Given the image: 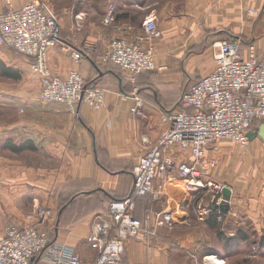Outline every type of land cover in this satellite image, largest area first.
I'll use <instances>...</instances> for the list:
<instances>
[{
	"label": "crops",
	"instance_id": "obj_1",
	"mask_svg": "<svg viewBox=\"0 0 264 264\" xmlns=\"http://www.w3.org/2000/svg\"><path fill=\"white\" fill-rule=\"evenodd\" d=\"M30 1L0 0V16L6 13L9 2L19 9ZM43 1L58 18L62 37L75 35L72 44L78 49L94 47L80 64L59 46L51 48L48 65L52 74L66 78L77 70L88 85L103 88L106 99L99 110L82 103L77 113H72L64 105L43 103L40 94L29 117L0 122V241L8 225L24 222L38 207L50 208V240L91 262L97 252L87 238L97 223L108 219L110 203L132 192V171L148 152L143 138L157 143L166 128L165 114L179 111L184 92L214 70V44L234 36L242 41L243 52L254 46L264 54V0ZM111 9L113 18L108 21ZM80 15L83 28L77 32ZM149 18L155 19L161 32L153 44L156 68L133 84L118 66L103 64L102 57L113 40L135 42ZM31 63L28 57L0 46V108L10 107L12 99L20 102L21 96L24 98L26 85L21 80L27 74L37 78L42 92L41 78L32 71ZM6 70L21 78L4 75ZM12 81L19 83V91H12ZM136 90L145 101L144 118L131 113ZM126 95L130 97L124 100ZM259 130L262 134L264 122ZM27 142L33 150L14 153L6 148L7 144ZM253 147L240 165L242 170L231 163L237 172L233 179L252 176L246 163L256 154L264 156L263 147ZM168 155L176 165L193 161L189 151L178 147L171 148ZM204 164L205 160L200 165L204 172L200 179L231 191L230 197L225 196L232 203L226 236L215 219L197 221L199 202L168 187L170 181L187 185L175 167L165 178L156 180L154 194L137 202L136 217L157 237L128 240L124 264H264V245L234 237L238 230L247 235L252 227L260 238L264 234V180L223 184L213 177L216 165L207 169ZM258 177L264 178V171ZM203 192L202 199L209 203L213 189ZM169 209L176 210L183 222L172 229L156 228V215ZM41 263L48 264L45 258Z\"/></svg>",
	"mask_w": 264,
	"mask_h": 264
},
{
	"label": "built area",
	"instance_id": "obj_2",
	"mask_svg": "<svg viewBox=\"0 0 264 264\" xmlns=\"http://www.w3.org/2000/svg\"><path fill=\"white\" fill-rule=\"evenodd\" d=\"M113 18L110 10L108 21ZM83 16H77L76 28H83ZM58 18L47 8L43 0H31L22 8L8 3L7 11L0 16V46H5L32 60V71L41 78V100L46 104H61L72 113L86 103L99 110L104 106L106 91L88 85L80 72L72 70L66 78L52 74L48 65V52L59 46L69 52L72 60L80 64L90 57L94 47L78 49L72 43L75 35L62 37ZM161 37L155 19L144 24V33L135 42L113 40L102 57L105 65H116L131 83L136 84L141 75L155 70L154 42ZM147 47H144V46ZM216 65L202 80L194 83L181 97L180 109L164 116L166 128L157 143L143 138L148 150L133 169L134 185L131 194L114 200L109 206L108 219L97 223L87 238L97 252L94 260L85 262L66 246L50 240L48 223L53 217L49 208H37L24 222L10 224L5 228V238L0 241V264H36L45 258L48 264H124L128 240H146L157 237L154 230L136 217L137 202L155 193V182L165 178L177 167L187 185L174 183L185 193L181 196L192 200L206 189H213L209 203L204 200L196 206V219L205 223L215 219L225 225L231 202L223 194V187L212 181L204 182L200 165L206 150L212 144L226 141L233 146L247 148L252 126L264 120V54L254 46L247 53L241 49V40L229 36L214 44ZM130 96H123L126 100ZM131 113L145 117V101L134 92ZM189 151L192 163L176 165L168 155L171 148ZM215 167V164H213ZM168 187L177 191V187ZM179 189V188H178ZM181 190V189H180ZM173 196V195H172ZM181 204V203H180ZM169 209L156 215V228L172 229L182 223V217ZM147 214L150 211L146 212Z\"/></svg>",
	"mask_w": 264,
	"mask_h": 264
},
{
	"label": "rangeland",
	"instance_id": "obj_3",
	"mask_svg": "<svg viewBox=\"0 0 264 264\" xmlns=\"http://www.w3.org/2000/svg\"><path fill=\"white\" fill-rule=\"evenodd\" d=\"M253 13L255 14L256 11H254ZM149 19H152V18H149ZM22 83H25L26 85L25 91H24V98L21 96L20 102H18V100L16 99H12L11 100L12 105L10 107L6 109L0 108V122L4 121L7 124L10 121L11 123H13L18 118H26L32 114V105L38 102V98H40V94H42V92L40 93V85H39L40 82L37 80L35 76H29L27 74L25 78L21 80V84ZM18 88H19V83L12 81V88H11L12 91L17 92L19 91ZM14 101H17L16 105H14ZM262 122H264V120L256 122L251 128V132H254V131L258 132L259 126L261 125ZM254 144H258L259 146L264 148V139H260V137L254 138V140H252V144H250L247 148L233 146L226 141L216 142L215 144H212L211 146H209L208 149L206 150V155L204 158L205 160L204 165L208 169L209 165L212 166V168H214L213 164H215L216 167L214 168L215 171L213 172V177L218 182H221L223 184L229 183V184L236 185V184H242L243 182L249 183L250 181L253 184H258L260 183L259 182L260 180H264L263 177L262 178L258 177V175L260 174V171H264V156H258L256 154L255 156H251V161L249 162L245 161L247 162L246 168L247 169L249 168L252 170V171L250 170L252 174L250 178L248 176L241 175L240 177H236V179H233L232 175L234 173L236 174L237 172L233 170L232 167L230 166L231 163L234 162V165L237 164L236 168H238L242 164V162L245 160V157L248 156L250 150L254 149L253 147ZM240 169L242 170V166H240ZM255 174H258V175H255ZM174 191L178 193V191L176 190ZM197 197H199L198 202H200V200L204 197V192L203 193L201 192ZM41 208H44V207H41ZM33 211H31L30 213H32ZM30 213H28L27 216ZM229 224L230 222L228 220L226 221L225 225H222L219 223V226L222 230L223 235L228 233L227 229L229 227ZM245 226H248L247 222ZM247 235L250 238L249 242L251 244L258 243L260 242L261 239L264 238V234L260 238L259 233L257 231L255 232L253 227L248 229Z\"/></svg>",
	"mask_w": 264,
	"mask_h": 264
},
{
	"label": "trees",
	"instance_id": "obj_4",
	"mask_svg": "<svg viewBox=\"0 0 264 264\" xmlns=\"http://www.w3.org/2000/svg\"><path fill=\"white\" fill-rule=\"evenodd\" d=\"M241 43H242V41H241ZM241 49H242V44H241ZM243 51V50H242ZM17 53V52H16ZM22 55V54H21ZM4 73V75H6V76H9L10 78H12V79H15V80H18V79H20L21 78V76H19L16 72H14L13 70H6V71H4L3 72ZM6 148L7 149H10L12 152H14V153H21V152H23V151H26V150H33L34 149V147L31 145V144H29L28 142L27 143H25V144H23V145H21V146H15V145H13V144H7V146H6ZM133 172V171H132ZM131 194V193H130ZM129 194V195H130ZM128 195V196H129ZM127 196V197H128ZM127 197H125V198H127ZM125 198H121V199H125ZM121 199H114V200H121ZM113 200V201H114ZM112 201V202H113ZM194 202H198V199L196 200L195 199V201ZM111 204V203H110ZM238 241H247V240H249L250 238H249V236H247L246 234H244L241 230H238L237 231V233L235 234V236H234ZM259 244H261V245H264V238L263 239H261L260 240V242H258ZM258 243H255V244H258ZM42 262V260H37L36 261V264H42L41 263Z\"/></svg>",
	"mask_w": 264,
	"mask_h": 264
},
{
	"label": "water",
	"instance_id": "obj_5",
	"mask_svg": "<svg viewBox=\"0 0 264 264\" xmlns=\"http://www.w3.org/2000/svg\"><path fill=\"white\" fill-rule=\"evenodd\" d=\"M261 137V138H264L263 136H264V130H263V132H262V134H261V132H260V130L258 131V132H256V131H254V132H249V138L251 139V140H254V138H256V137ZM223 194L226 196V197H230V195H231V191H230V189H228V188H224L223 189Z\"/></svg>",
	"mask_w": 264,
	"mask_h": 264
},
{
	"label": "bare ground",
	"instance_id": "obj_6",
	"mask_svg": "<svg viewBox=\"0 0 264 264\" xmlns=\"http://www.w3.org/2000/svg\"><path fill=\"white\" fill-rule=\"evenodd\" d=\"M171 186H173V187H177L176 189H177V191H178V193H185L186 191H184V190H182V188H180V187H178L177 185H175L174 183H172L171 184ZM179 188V189H178ZM181 189V190H180ZM212 259H215V258H212ZM217 264H220L219 262L217 263Z\"/></svg>",
	"mask_w": 264,
	"mask_h": 264
}]
</instances>
